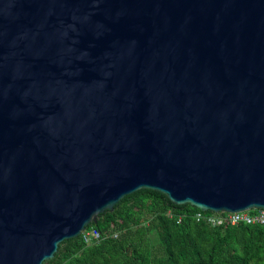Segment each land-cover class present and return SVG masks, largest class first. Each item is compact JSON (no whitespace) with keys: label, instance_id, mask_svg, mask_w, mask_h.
Instances as JSON below:
<instances>
[{"label":"water","instance_id":"95a60500","mask_svg":"<svg viewBox=\"0 0 264 264\" xmlns=\"http://www.w3.org/2000/svg\"><path fill=\"white\" fill-rule=\"evenodd\" d=\"M146 193L264 209V0H0V264Z\"/></svg>","mask_w":264,"mask_h":264},{"label":"trees","instance_id":"16d2710c","mask_svg":"<svg viewBox=\"0 0 264 264\" xmlns=\"http://www.w3.org/2000/svg\"><path fill=\"white\" fill-rule=\"evenodd\" d=\"M198 212L136 195L85 229H97L99 242L65 240L43 264H264L263 226L210 227L194 219Z\"/></svg>","mask_w":264,"mask_h":264},{"label":"built area","instance_id":"2783aa9c","mask_svg":"<svg viewBox=\"0 0 264 264\" xmlns=\"http://www.w3.org/2000/svg\"><path fill=\"white\" fill-rule=\"evenodd\" d=\"M194 219L197 222L203 221L210 227H227L237 225H256L264 227V209H250L235 213L210 212L209 214L202 211L196 213L194 215ZM80 235L86 245L97 243L100 239H102L101 233L95 228L84 230ZM114 237H116V235Z\"/></svg>","mask_w":264,"mask_h":264}]
</instances>
